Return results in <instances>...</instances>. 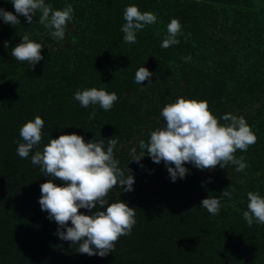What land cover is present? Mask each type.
I'll list each match as a JSON object with an SVG mask.
<instances>
[{
  "label": "trees",
  "instance_id": "1",
  "mask_svg": "<svg viewBox=\"0 0 264 264\" xmlns=\"http://www.w3.org/2000/svg\"><path fill=\"white\" fill-rule=\"evenodd\" d=\"M45 3L54 10L73 7L63 40L36 22L39 12L31 25L23 16L13 26L0 19V264H264V225L249 227L243 219L247 193L264 197V0ZM130 5L157 16L137 32L135 44L124 43L120 31ZM0 8L16 14L11 0H0ZM173 18L182 26L180 42L161 48ZM25 35L43 46V60L33 69L10 54ZM142 66L153 74L150 84L134 82ZM89 88L118 97L109 111L94 106L92 120L93 106L82 108L73 99L77 90ZM178 97L206 101L218 120L228 113L246 120L257 139L235 153L248 165L242 172L231 164L211 171L185 164L188 174L172 182L163 162L147 155L132 162L130 150L139 155V141L165 125L160 112ZM36 116L44 120L38 149L72 133L85 142L102 139L105 149L108 139H118L114 157L125 174L131 169L135 183L131 192L117 186L109 200L135 208L136 223L103 258L80 254L77 245L60 240L58 225L41 211L40 185L49 178L32 165V153L21 159L16 152L17 142L23 143L19 129ZM225 189L235 192L221 199L218 215L200 207Z\"/></svg>",
  "mask_w": 264,
  "mask_h": 264
},
{
  "label": "clouds",
  "instance_id": "2",
  "mask_svg": "<svg viewBox=\"0 0 264 264\" xmlns=\"http://www.w3.org/2000/svg\"><path fill=\"white\" fill-rule=\"evenodd\" d=\"M11 4L15 15L0 8V19L4 23L20 25L18 17L23 16L31 25L33 16L39 12L36 22L48 29L49 35L56 40L64 39L67 24L73 19L74 10L70 4L62 10H54L45 0H11ZM123 19L125 23L120 29L123 42L135 44L137 32L146 25L156 23L157 16L148 11L142 13L137 6L130 5L125 8ZM181 27L178 19H171L160 47L167 49L179 44L177 37L181 34ZM4 47H8L7 41ZM42 48V44L25 35L10 54L21 64L27 63L29 69H33L43 60ZM152 75L142 66L135 72L134 82L139 85L148 80L150 84ZM73 99L82 108L93 106L89 114V120H92L96 115L94 106L109 111L118 97L115 92L89 88L77 90ZM160 116L165 125L151 131L147 142L143 139L139 141V155L136 148L130 150L132 162L139 164L145 155L155 164L163 162L172 182L177 178L184 179L188 174L185 164H191L200 171H211L217 166L225 168L231 164L237 172H242L248 166L244 162L245 157L237 158L235 153L237 150L246 152L257 138L242 116L225 114L220 120L228 123L221 124L209 111L206 101L184 97L166 104ZM43 128L44 120L40 116L26 122L19 129L23 143L17 142L16 148L21 159H28L32 153V165L39 166L43 176L49 178L40 185L38 203L41 211L47 212V218L58 225L55 235L60 240L77 245L80 254L103 258L115 250L118 239L129 235L136 223L135 208H130L126 202L109 200V194L117 186L123 192H131L135 183L131 169L127 168L125 174V170L119 167L120 161L114 157L118 139H108L105 149L102 139L85 142L82 136L72 133L49 139L42 149H38ZM34 148L38 150L33 152ZM57 180L62 182L61 186L54 182ZM207 182L211 181L202 182L201 186ZM234 192L235 189L232 192L225 189L218 198L208 196L201 201L200 207L216 216L222 206L221 199H232ZM247 201V210L243 212L247 225H264V197L256 192H248ZM80 209L88 210L91 214H82ZM93 209L96 211L93 212Z\"/></svg>",
  "mask_w": 264,
  "mask_h": 264
}]
</instances>
